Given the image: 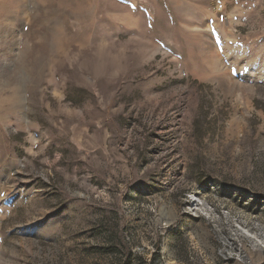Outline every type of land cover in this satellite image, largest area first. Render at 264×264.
<instances>
[{
    "label": "rangeland",
    "instance_id": "374dc122",
    "mask_svg": "<svg viewBox=\"0 0 264 264\" xmlns=\"http://www.w3.org/2000/svg\"><path fill=\"white\" fill-rule=\"evenodd\" d=\"M253 234L264 0H0V264H264Z\"/></svg>",
    "mask_w": 264,
    "mask_h": 264
},
{
    "label": "bare ground",
    "instance_id": "6f19581e",
    "mask_svg": "<svg viewBox=\"0 0 264 264\" xmlns=\"http://www.w3.org/2000/svg\"><path fill=\"white\" fill-rule=\"evenodd\" d=\"M200 205V202L199 201H195L194 203H193V209H195L196 207H198ZM260 244H262V243H264V240H263V238L262 237H260L259 235H257V234H253L252 235Z\"/></svg>",
    "mask_w": 264,
    "mask_h": 264
}]
</instances>
